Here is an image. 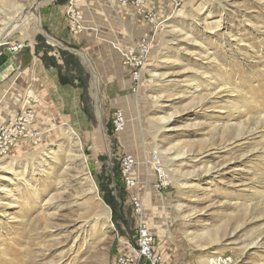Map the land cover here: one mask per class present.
I'll use <instances>...</instances> for the list:
<instances>
[{"label": "rangeland", "instance_id": "1", "mask_svg": "<svg viewBox=\"0 0 264 264\" xmlns=\"http://www.w3.org/2000/svg\"><path fill=\"white\" fill-rule=\"evenodd\" d=\"M58 1L40 3L38 27L23 16L36 0H0L12 108L25 46L70 83L58 108L32 105L40 142L0 157V264H116L136 233L133 198L168 264L213 254L264 264V0H149L161 24L134 90L113 46L147 34L146 24L138 19L130 39L119 0H73L87 29L72 36L64 7L56 39L44 14Z\"/></svg>", "mask_w": 264, "mask_h": 264}, {"label": "built area", "instance_id": "2", "mask_svg": "<svg viewBox=\"0 0 264 264\" xmlns=\"http://www.w3.org/2000/svg\"><path fill=\"white\" fill-rule=\"evenodd\" d=\"M119 3L124 7L132 8L138 19L148 27L147 34L140 35L129 45L113 46L119 55L122 67L129 71L131 86L134 90L138 87L142 77V71L147 62L153 38L161 22L158 20L157 13L149 0H119ZM65 13L69 33L72 36L81 35L87 29L81 9L74 4L73 0H70L65 7ZM20 48L21 46H16L13 50ZM35 102L36 98L28 92L22 100L18 112L0 125V157L8 155L18 142L24 141L32 145H37L40 142V131L35 126V115L32 106ZM125 125L126 119L123 111L116 109L113 113L114 130L120 133L124 130ZM133 165L132 155L123 157L121 177L126 190L132 189L135 185V180L131 174ZM161 167L160 165L155 167L158 187L164 186L168 180L167 176L161 173ZM133 204L137 216L136 233L132 244H128L126 250L121 251L116 256V264H165L162 254L156 249L153 235L142 219L139 201L133 198ZM204 264H233V259L230 255L213 254L207 257Z\"/></svg>", "mask_w": 264, "mask_h": 264}, {"label": "crops", "instance_id": "3", "mask_svg": "<svg viewBox=\"0 0 264 264\" xmlns=\"http://www.w3.org/2000/svg\"><path fill=\"white\" fill-rule=\"evenodd\" d=\"M68 2L60 0L56 3H53L51 7L47 8V11L44 14L45 28L48 30L49 34L56 39H63L65 36V34L60 32L62 29L61 21H59L57 17L59 12H61L64 7H66L65 5H67ZM105 2L109 4L107 7L110 8L115 0H105ZM115 8L116 11L121 10L117 13V18L121 21L120 24L124 26L123 30L129 34L130 39L137 38L139 36V20L136 14L132 12V8H126L120 3H117ZM117 8H119V10ZM129 10H131V12ZM25 48H27V50L25 49L23 54H25L26 57L22 60H19L18 63L19 67H21V72L19 75V88L21 93L20 99H18L19 95H17L18 98H16V100L18 99L19 104L15 106L14 109L11 106L10 96L8 93L11 86V74L9 73V68H0V125L4 123L9 117L18 112L23 97H25L29 91L34 92L33 94L37 99V102L35 103V105L37 104L36 110L38 106L43 107L44 104H47L48 106L51 105L53 108H58L60 99L59 92L61 91V88L69 87L68 84H61L59 71L55 66L52 64L45 65L39 56L38 58L30 56L31 53L28 51V47L25 46ZM6 64L7 62L3 61L1 66H5ZM36 110H34L35 120ZM165 264H168V262L165 261Z\"/></svg>", "mask_w": 264, "mask_h": 264}, {"label": "bare ground", "instance_id": "4", "mask_svg": "<svg viewBox=\"0 0 264 264\" xmlns=\"http://www.w3.org/2000/svg\"><path fill=\"white\" fill-rule=\"evenodd\" d=\"M43 0H36V2L34 3V6H32L29 10L28 9H23V16H28V17H33V20L35 19L37 21V24H38V27H39V14H38V9H39V5L40 3L42 2ZM20 22H18L19 24ZM41 29V28H40ZM4 38V36H3ZM2 40L4 39H0V43L3 42ZM55 41V40H54ZM74 52V51H73ZM157 97V96H156ZM174 155V153H172ZM174 156H177V155H174ZM163 168V167H162ZM161 173L166 176V174L161 171ZM90 184V187L92 190H95L93 184L89 183ZM93 187V188H92Z\"/></svg>", "mask_w": 264, "mask_h": 264}, {"label": "trees", "instance_id": "5", "mask_svg": "<svg viewBox=\"0 0 264 264\" xmlns=\"http://www.w3.org/2000/svg\"><path fill=\"white\" fill-rule=\"evenodd\" d=\"M53 66H55L57 69H59L58 65H53ZM60 82H61V84H70L68 81H63L61 77H60Z\"/></svg>", "mask_w": 264, "mask_h": 264}, {"label": "water", "instance_id": "6", "mask_svg": "<svg viewBox=\"0 0 264 264\" xmlns=\"http://www.w3.org/2000/svg\"><path fill=\"white\" fill-rule=\"evenodd\" d=\"M90 185V184H89ZM95 188V187H94Z\"/></svg>", "mask_w": 264, "mask_h": 264}]
</instances>
